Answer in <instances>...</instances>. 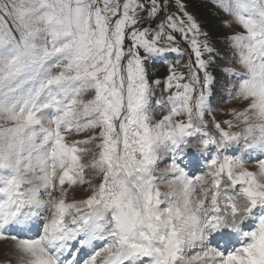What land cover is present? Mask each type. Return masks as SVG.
Listing matches in <instances>:
<instances>
[{
    "label": "snow or ice",
    "instance_id": "6c2138e0",
    "mask_svg": "<svg viewBox=\"0 0 264 264\" xmlns=\"http://www.w3.org/2000/svg\"><path fill=\"white\" fill-rule=\"evenodd\" d=\"M213 2L223 56L183 0H0V242L18 264H264V217L227 256L207 245L239 203L248 216L264 205V159L225 152L264 151V0ZM177 33L187 72L169 66L157 120L162 81H149L141 50L181 52ZM217 59L238 105L223 121L209 103ZM189 137L216 149L206 173L190 178L174 158L159 171ZM33 220L39 235H21Z\"/></svg>",
    "mask_w": 264,
    "mask_h": 264
},
{
    "label": "rangeland",
    "instance_id": "374dc122",
    "mask_svg": "<svg viewBox=\"0 0 264 264\" xmlns=\"http://www.w3.org/2000/svg\"><path fill=\"white\" fill-rule=\"evenodd\" d=\"M163 4H169L171 0H162ZM185 4V10L191 14L195 19V15L190 9V7ZM170 11L176 13L178 16H182L183 14L178 12L174 3L171 4V7L169 9ZM224 15V14H223ZM159 19V18H157ZM224 19H226L224 15ZM197 21V20H196ZM198 22V21H197ZM199 24V23H198ZM137 27H149V28H155V22L149 24V23H143L141 25H138ZM229 31V30H228ZM177 36V43L179 47L181 48V52H154V53H144L143 50H141V55L145 58V69L147 73V77L150 81V74L149 72L150 67L153 66L154 63L158 65L159 63H162L163 67H166L167 74L163 78H156L162 81V84L160 87H155L154 92L152 95V103L153 108L156 109L154 112L155 119H161L163 115L167 114V108L164 109H157L155 102L157 100H167V96L170 94L169 92L164 91L163 89V81L166 79V77L169 75V66H175L177 68V71H183L187 72V69L184 67L186 63L189 61V49L187 43L183 42L180 34H176ZM203 39V37H202ZM209 39V38H208ZM127 43V42H126ZM194 59V58H193ZM216 64V62L214 63ZM213 64V65H214ZM211 71V68H210ZM154 79L153 81H155ZM151 82V81H150ZM225 87V86H224ZM212 92V89H211ZM219 94L221 97H223V102L216 107H213L214 115L217 121H223L224 119H230V109L233 107H238V105L229 103L227 98V92L224 90V88L219 90ZM211 116H207L206 119L211 120ZM198 142V137H189L187 138L186 144L180 145L178 148L175 149L172 153H162L161 158L158 161V169H163L167 165H169L173 158L175 159V162L185 170L187 175L191 178L196 175H203L206 173L207 168L206 165L211 160L213 155L216 152L215 147H211L209 150H206L204 152H197L195 148L191 147V145L196 144ZM225 152L227 155L230 156H242L246 161L249 163L258 162L260 159H264V151L256 150V149H245L242 145L237 144L232 147H229L225 149ZM195 155V156H194ZM194 156V157H193ZM159 175V172L157 173ZM161 190L164 191L163 185H161ZM77 198H80L83 196V193L77 192L76 193ZM161 207H165V205H161ZM264 217V205H257L255 208L252 209L251 214L246 219V222H242V226L240 227L242 230V233L246 232H254V230L257 228L259 223V218ZM34 223V224H33ZM38 227H37V225ZM42 224V221L39 220H33L32 221V228H38L36 231H32V228L29 233H23L21 232V235H30V236H38L40 232V225ZM223 229V227H222ZM9 231L12 234L17 233L16 227L10 226ZM38 231V232H37ZM215 236V232L211 233L207 240V245L209 247L216 248L218 251H220L224 256H227L229 253L236 251L237 249H240L244 246H246L250 242V238L245 237L242 242L234 243V240H232L230 243L226 245L225 248H218L217 245H214L212 243ZM240 240V241H241ZM211 242V243H209ZM75 246V242H73ZM97 246H101L100 243L97 244ZM91 250H88L90 252ZM87 255V252L85 253ZM0 264H18L17 256L15 254V250L12 248L11 242H0Z\"/></svg>",
    "mask_w": 264,
    "mask_h": 264
},
{
    "label": "trees",
    "instance_id": "16d2710c",
    "mask_svg": "<svg viewBox=\"0 0 264 264\" xmlns=\"http://www.w3.org/2000/svg\"><path fill=\"white\" fill-rule=\"evenodd\" d=\"M194 13L201 30L208 34L210 43L219 51L223 56L226 51L224 37L228 34V29L223 26L224 13L215 7L213 0H184ZM220 60H216V64L212 65L211 72L213 73L216 82L212 86V92L209 96V103L211 106L216 107L223 102V97L220 96L219 90L224 88L225 80L220 71ZM150 81L156 78H163L166 76V67L162 63L153 64L150 67Z\"/></svg>",
    "mask_w": 264,
    "mask_h": 264
},
{
    "label": "clouds",
    "instance_id": "9594fccd",
    "mask_svg": "<svg viewBox=\"0 0 264 264\" xmlns=\"http://www.w3.org/2000/svg\"><path fill=\"white\" fill-rule=\"evenodd\" d=\"M191 147L195 148L197 152H204L205 150L203 149L202 146L198 145V144H193L191 145ZM236 171H243V167L242 166H237ZM159 171H163V169H160ZM257 180L259 183L264 184V176H261L258 174L257 176ZM164 191L168 192V191H174L175 193L179 194L181 192V187L179 185H175L173 188H168L163 186ZM249 205L246 203H239L238 207L240 209V214L235 217V219L233 220L232 217H228L224 222H223V226H227L232 228L233 230H239L241 223L246 220L249 216L248 213L245 211V209L248 207ZM259 229V223L257 228L254 231H257ZM248 234H250L251 232H246ZM245 233H243L244 235Z\"/></svg>",
    "mask_w": 264,
    "mask_h": 264
},
{
    "label": "bare ground",
    "instance_id": "6f19581e",
    "mask_svg": "<svg viewBox=\"0 0 264 264\" xmlns=\"http://www.w3.org/2000/svg\"><path fill=\"white\" fill-rule=\"evenodd\" d=\"M243 222H246V220H244ZM241 226H242V223H241L240 227ZM37 227H38V225H37ZM14 228H15V226H14ZM37 229L32 228L31 232L36 231ZM241 239H244V235L242 233L241 228H239V230H233L232 228L225 226V227H223V229L219 228L217 231H215V236H214L212 243L213 244L215 243L214 245H217L216 247H218V248H225L226 245L228 243H230L232 240H234V243H239V242L243 241ZM209 243H211V242H209Z\"/></svg>",
    "mask_w": 264,
    "mask_h": 264
}]
</instances>
